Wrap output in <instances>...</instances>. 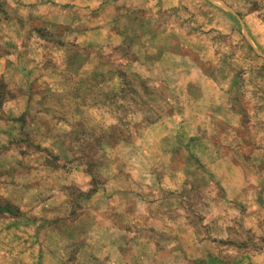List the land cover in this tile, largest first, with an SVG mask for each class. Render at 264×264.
Here are the masks:
<instances>
[{
	"label": "rangeland",
	"instance_id": "1",
	"mask_svg": "<svg viewBox=\"0 0 264 264\" xmlns=\"http://www.w3.org/2000/svg\"><path fill=\"white\" fill-rule=\"evenodd\" d=\"M13 2L19 4L20 0ZM43 2L52 5L51 11L45 9L41 14L50 18L41 20L29 13V22L37 19L41 23L32 24L21 41L24 20L18 18V9L11 8L8 0H0V119L4 118L5 105L24 92L23 88L13 91L10 87L12 79L7 70L15 75L21 69L13 68L9 58L15 56L19 62L28 56L34 33L44 41L41 45L37 40V48L52 49L44 54L45 72L55 74L62 63L65 83L79 77L63 95L77 114L87 108L149 114L142 122L144 142L155 146L160 136V151L168 156L172 174L183 177L180 190H168L161 206L171 213L174 199L180 209L177 215L186 210L201 224L211 220L201 232L185 215L194 228L196 243L202 246L194 250L188 264H264V0ZM25 74L31 78L33 70L25 68ZM41 80L42 88L38 87ZM52 86L51 79H44L43 74L30 79L29 101L40 91L51 93ZM28 115L25 112L8 119L23 129ZM127 123L132 129L138 127L132 121ZM130 139L131 135L123 142ZM114 146L101 144L98 151ZM152 172L159 183L164 173L155 168ZM134 175L135 170L127 173L128 178ZM250 178L256 183H249ZM133 183L135 187L114 190L97 184L79 198L91 200L103 187L106 200L118 199L126 205L127 216H132L139 211L137 201L145 198L144 192L136 191L139 182L133 179ZM229 193H233L231 201ZM226 201L229 208L223 207ZM197 206L206 209L208 215L196 212ZM0 208V216L7 213L13 217L9 228L22 215L11 201H0ZM120 216L98 214L95 219L115 223ZM225 216H230L231 222L219 230L216 225ZM60 219L54 217L50 223L57 224ZM35 236L32 246L39 243L40 233ZM121 255H125L123 250ZM36 264H44L42 250L37 252ZM135 264L140 261L136 259Z\"/></svg>",
	"mask_w": 264,
	"mask_h": 264
},
{
	"label": "clouds",
	"instance_id": "2",
	"mask_svg": "<svg viewBox=\"0 0 264 264\" xmlns=\"http://www.w3.org/2000/svg\"><path fill=\"white\" fill-rule=\"evenodd\" d=\"M60 2L62 0H58ZM8 3L11 8L18 9V18L24 20L21 41L32 24L39 25L42 19L50 18L41 15L45 9L52 10V5L43 0H20L19 4L8 0ZM29 13L41 20L29 22ZM14 27L19 29L15 22ZM5 31L8 32L7 27ZM9 35L15 39L14 35ZM37 40L39 38L33 33L29 54L21 61L17 62L15 56L9 58L14 62L13 68L21 69L19 73L13 75L11 69L7 70L13 91L23 88L24 92L17 93L18 98L5 105L4 118L0 119V201H11L22 215L11 228L9 224L13 223V217L7 213L0 216V264H36L40 250L44 264H135L136 259L140 264H188L194 250L202 246L196 243L194 228L189 226L185 215L201 232L204 224L211 225V220L206 219L201 224L194 213L189 214L186 210L177 215L180 209L174 199L171 200V213L168 207L161 206L168 190H180L183 177L172 174L168 156L160 151V136L156 138L155 146L144 142L142 122L149 114L128 115L108 108L95 111L87 108L77 114L66 104L63 95L79 77L65 83L67 74L62 63L55 74L45 72L43 62L47 57L44 54L52 49L47 46L37 48ZM39 42L44 44L43 40ZM28 60L34 62L27 63ZM25 68L33 70L31 78L26 76ZM42 74L44 79L50 78L53 82L51 93L40 91L29 101L32 93L28 83ZM38 87H43V80ZM25 112L29 115L23 129L8 119L20 117ZM127 121L138 127L132 129ZM167 134L161 133V136ZM130 135L129 142L124 143ZM138 135L140 139H137ZM101 144L116 146L98 151ZM36 145L41 149L37 150ZM21 151L25 153L23 156ZM153 168L164 173L159 183ZM133 170L134 178H128L127 173ZM133 179L140 184L136 191L144 192L145 198L137 201L139 211L127 216L126 205L116 198L106 200L103 187L109 190L128 185L135 187ZM248 182L255 184L256 180L250 178ZM97 184L103 187L93 199L79 198L80 193H87ZM148 184L152 185L150 189ZM149 191L151 196L147 195ZM232 197L233 193H229L228 201ZM223 207L229 208L230 204L226 201ZM196 212L208 215L202 206H197ZM112 213L121 214L115 223L95 219L98 214L111 216ZM54 217L61 218L59 223H50ZM229 222L231 217L225 216L216 227L223 230ZM128 227L132 231H126ZM150 228L156 231L150 232ZM37 232L40 233L39 243L32 246ZM121 250L125 255H121ZM86 254H90L87 260Z\"/></svg>",
	"mask_w": 264,
	"mask_h": 264
},
{
	"label": "crops",
	"instance_id": "3",
	"mask_svg": "<svg viewBox=\"0 0 264 264\" xmlns=\"http://www.w3.org/2000/svg\"><path fill=\"white\" fill-rule=\"evenodd\" d=\"M180 56L182 57L183 56V54H180ZM184 57V56H183Z\"/></svg>",
	"mask_w": 264,
	"mask_h": 264
}]
</instances>
